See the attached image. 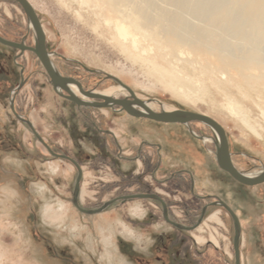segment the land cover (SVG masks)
<instances>
[{
  "label": "rangeland",
  "instance_id": "obj_1",
  "mask_svg": "<svg viewBox=\"0 0 264 264\" xmlns=\"http://www.w3.org/2000/svg\"><path fill=\"white\" fill-rule=\"evenodd\" d=\"M28 1L61 75L81 80L87 90L118 87L110 96L129 97L113 76L153 111L206 114L224 128L234 166L250 175L262 171L264 51L255 49L257 65L236 64L243 61L245 51L254 53L257 37L254 43L234 28L218 30L197 21L198 27L207 29L205 37L181 42L166 30L171 11L167 0ZM154 1V11L149 9L152 19L146 21L139 9ZM240 2L239 11L229 3L231 9L213 14L231 11L241 16L253 3ZM0 36L34 46L32 28L13 0H0ZM17 54L0 44V264H234L233 222L221 207L208 208L192 231L164 221L160 204L150 199L117 200L93 215L78 211L71 202L74 166L52 157L10 110L11 93L21 79L20 67L13 62ZM17 62L23 66L25 84L15 95L14 108L54 152L79 161L81 207L95 209L115 197L147 189L166 199L172 221L191 226L200 213L199 205L188 206L192 194L188 185H182L185 177L183 183L164 181L179 167H187L198 175L194 193L221 196L241 221L240 264H264V183L248 187L219 175L214 136L207 125L192 123L193 130L209 140L202 144L191 140L188 157L179 152V162H161L154 178L163 182L154 181L151 175L158 162L154 150L143 148L145 159L135 161L115 157L110 140L97 134L73 103L53 91L32 52H23ZM243 72L248 76L242 77ZM83 111L115 132L126 157L135 155L142 141L158 142L169 130L117 108ZM171 126L175 127H164ZM216 179L227 181L228 191L222 194Z\"/></svg>",
  "mask_w": 264,
  "mask_h": 264
},
{
  "label": "water",
  "instance_id": "obj_2",
  "mask_svg": "<svg viewBox=\"0 0 264 264\" xmlns=\"http://www.w3.org/2000/svg\"><path fill=\"white\" fill-rule=\"evenodd\" d=\"M14 2L18 3L22 10L24 11L26 18L29 22L30 27L32 28L33 35H34V46H29L24 43V40L20 42H15L3 38L0 36V44L5 45L7 47L16 49L19 54L13 57V62L20 67V82L19 84L13 89L9 101V107L14 115V117L25 123L36 137V139L41 143V145L48 151V153L55 158L59 159H66L70 163H72L76 170H77V177L75 181L74 188L71 194V202L73 206L80 212L93 215L104 211L109 205L113 202L120 200L126 201L130 199H151L159 201L162 208V217L164 221L169 223L170 225L174 226L177 229L185 230V231H192L196 229L202 222V219L205 214L206 206H204L200 212V215L197 221L191 226H183L180 223L172 221L169 218L167 206L164 201L154 193H138V194H130V195H123L111 199L109 201L104 202L101 206L95 209H86L80 206L78 202V196L80 191V180L82 176V171L78 163L73 160L72 158L54 152L50 146L42 139V137L37 133L34 129L32 123L25 119L23 116L17 113L14 108V98L18 91L23 87L25 84V79L23 77V66L17 62V58L25 51L32 52L40 62L41 66L43 67L45 74L49 80V83L53 89V91L60 97L65 98L73 103H75L78 107L85 106V107H94V108H110L114 109L115 106L119 107V110L125 111L128 115L137 118H147L149 120H153L156 122L162 123H180L183 125H187L189 122L197 121L207 125L213 132L214 136V145H215V161L218 167L228 173L235 181L238 183L253 187L256 185H260L264 183V167H262V171L257 174L250 175L244 172L239 171L233 164L231 159V152L229 150L228 140L225 133L224 128L219 124L215 119L211 118L210 116L181 109H165L162 108L161 111L156 112L153 111L149 106L147 101H143L139 99L133 90L119 81L117 78L110 76L114 79L118 85L123 88L129 94V97L125 98H115L112 96L104 95L98 93L93 90H84L82 85L79 81L74 79L73 77L63 76L61 75L58 70L54 67L53 63L50 59V53L46 49V39L45 33L43 31L42 25L40 20L28 0H13ZM69 86H74L81 97L75 95L70 89ZM190 133L195 136L194 132L190 130ZM201 139H204L203 137ZM212 206H218L223 209L229 214L233 222V240H232V248H233V255H234V264H240V251H239V243H240V236H241V225L239 222V218L237 217L236 213L231 209L229 205H227L224 201L220 199H216L214 202L210 203Z\"/></svg>",
  "mask_w": 264,
  "mask_h": 264
},
{
  "label": "bare ground",
  "instance_id": "obj_3",
  "mask_svg": "<svg viewBox=\"0 0 264 264\" xmlns=\"http://www.w3.org/2000/svg\"><path fill=\"white\" fill-rule=\"evenodd\" d=\"M248 1H251L253 4L251 5L249 11L247 9L244 10L243 15L241 16L238 14H229L231 11H224L221 14L215 16L213 12L217 9H231L232 7H235V10H238V8L240 10L242 9L243 4L240 2V0H167V2H169V7L171 11L167 19L168 25L166 30L173 32L175 37L181 42L188 43L196 41V38L205 37L204 33H206L207 30L198 27L196 22L200 21L205 23L206 26L211 25L213 27H217L218 30H224V28L232 30L234 28V32L236 34L239 33L241 38H247L250 41L252 40V42L254 41L253 38L257 37L256 44L254 45V53L253 50L249 52L245 51L244 57L240 58V60L243 61H241V63H236L241 66L246 65L245 68H250L252 65L259 64V54L258 51L255 49H259L260 52L264 51V0H247V2ZM229 3L232 4V7ZM154 4L155 1L148 7L143 6L139 9L146 21H150L152 19L151 14H149V9L153 10ZM164 13L165 12H163L162 14L164 15ZM243 27H246V31H242ZM190 33L193 34L194 38H190ZM225 61L227 63L230 62L228 60ZM240 75L242 77L248 76L246 72L240 73ZM116 88L119 89L118 87ZM116 88L110 89L108 91L97 92L110 96L116 90ZM69 89L75 95L81 97V95L74 86H69Z\"/></svg>",
  "mask_w": 264,
  "mask_h": 264
},
{
  "label": "flooded vegetation",
  "instance_id": "obj_4",
  "mask_svg": "<svg viewBox=\"0 0 264 264\" xmlns=\"http://www.w3.org/2000/svg\"><path fill=\"white\" fill-rule=\"evenodd\" d=\"M69 77H72V76H69ZM73 78L80 82V84L82 85V87H83L84 90H87L88 89V88H85V86L81 82V80H79V79H77L75 77H73ZM71 103H73V102H71ZM73 104H74V107L80 113H82L83 117H85V119H87L89 121L90 127L97 134H99L101 136H104L105 138H108L110 140V142L112 143V145L116 148L115 157L119 158L120 160H124V161L125 160L126 161H135V160H140L141 158L145 159V155H144V153H142L143 152V148H150V149L154 150L155 151V154L157 156V161H158L157 162V165H156V167L154 169L155 171L151 175V177H152V179L154 181H159L160 182V180H161V179L154 178V173L160 167L161 162H163L165 160H169L171 163L172 162L173 163L179 162L178 161L179 160V158H178L179 152L181 153V155L183 154L185 157H188L190 155V152L192 151L190 149V147H189L190 144H191V142H190L191 140H193L195 142H200L201 144L203 142L208 141L207 140L208 138H206V136L204 135L203 132L197 133V132H195L193 130L192 123L197 122V121H192V122H189L187 125H183V124H180V123H162V122H156V121L150 120V121H153L156 124H160V126H163L162 129H164V130L169 129V130H167L160 137V141H158V142L157 141H155V142L154 141L153 142L142 141L140 143V145H138V147H136V153H135V155L126 157V156H124L125 154L122 155L123 148L120 146L119 141H118V138L115 135V132L112 131V130H110L109 128H103L102 126H100L98 124V122L96 121L95 118L94 119H91V116L85 114L84 111H83V110H93V109H96V108H94V107H85V106H79L78 107L75 103H73ZM114 108L119 109L118 106H115ZM122 112L126 113L125 111H122ZM135 118H137V117H135ZM138 119H147V118L140 117ZM147 120H149V119H147ZM170 125H175V127H172V126L169 127V128L164 127V126H170ZM189 129L194 132L195 136L190 133ZM202 137L204 139H201ZM168 140H170V142H168ZM63 155H66V156L72 158L73 160H75L78 163V165L80 166L81 171H82L81 164L79 163V161L76 158H74L73 156L68 155V154H63ZM205 155H206V153H205ZM64 160H66V159H64ZM214 163H215L216 167L218 168L219 175H221L222 178H226L227 180H229V178H232L228 173H226L225 171L221 170L218 167L216 161H214ZM74 168H75V166H74ZM195 176L198 177V175L197 174L195 175L193 173V171H191L190 168L182 167L181 166V167H179L178 171H174L173 173H170V175L168 177H166L164 179V181L172 182V181H175L176 179H178L179 181H181L182 180L181 178L182 177H185L184 178L185 179V183L182 184V185H185V186L188 185V187H189L188 191H189L190 194H192L191 195V198L189 200L190 202L188 203V206L191 207V205H194L195 208H196L199 205V207H198L199 213L201 212V210H202V208L204 206H206V210L208 208H210V207H213L212 205H210V203L214 202L216 199H220V200L224 201V198H222L221 196L216 195L214 193H210V194L206 193L204 195H197V194H195L194 193L195 192V189H196ZM81 178H82V176H81ZM216 180H217V183L216 184L217 185H221V187H222L221 188L222 194H223V192L226 189L228 191L227 181H224L223 179L222 180L216 179ZM161 182H163V180H161ZM174 184L178 185V183H175V182H174ZM80 185H81V180H80ZM138 193H148V194L154 193V194H157L164 201V203L167 206V209L170 207V205L166 202V199L164 197H162L158 193L150 192L149 190L145 189V190H143L141 192H137V193H133V194H138ZM153 201H155V202H157V203L160 204L159 201H156V200H153ZM201 201L203 202L202 204H200ZM160 206H161V204H160ZM206 210H205V212H206Z\"/></svg>",
  "mask_w": 264,
  "mask_h": 264
},
{
  "label": "crops",
  "instance_id": "obj_5",
  "mask_svg": "<svg viewBox=\"0 0 264 264\" xmlns=\"http://www.w3.org/2000/svg\"><path fill=\"white\" fill-rule=\"evenodd\" d=\"M241 222V221H240ZM241 224V227H242V223H240Z\"/></svg>",
  "mask_w": 264,
  "mask_h": 264
}]
</instances>
